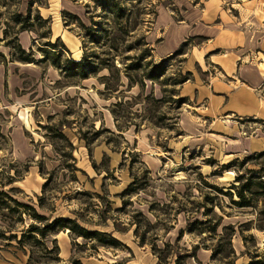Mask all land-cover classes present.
I'll use <instances>...</instances> for the list:
<instances>
[{"label": "rangeland", "instance_id": "rangeland-1", "mask_svg": "<svg viewBox=\"0 0 264 264\" xmlns=\"http://www.w3.org/2000/svg\"><path fill=\"white\" fill-rule=\"evenodd\" d=\"M260 3L145 0L139 7L145 13L139 16L142 24L127 39L136 43L146 36L156 62L170 58L168 72L160 82L144 80L142 87H129L123 70V86L109 92L101 81L109 77L107 70L81 82L64 80L51 66L53 53L46 46L56 39L41 38L48 26L37 22V32H29L32 47L26 51L41 61L39 49H48L49 60L29 64L37 70L31 74L16 69V89L11 88L7 72L8 65L14 69L19 62L6 45L13 38L11 33L4 39L6 24L13 14L27 16L28 9L33 19L39 12L63 29L70 53L62 61H80L84 52L102 55L103 48L93 44L82 27H91L94 18L113 28L111 15L103 13L95 0H0V65L6 67L0 71V184L4 185L0 190L33 207L41 217L72 218L85 229L108 235L100 241L108 243L112 236L119 242L112 248L62 231L47 239L37 236L40 244L28 239L22 245L19 241L29 225L41 224L32 210L4 198L0 246L23 254L32 264H176L179 255L200 246L197 258L189 257L184 264H231L221 257L212 261L217 241L208 232L199 235L188 228L207 219L206 200L213 198L206 208L223 217L222 226L237 228L232 239L238 258L234 263L250 261L241 224L251 223L243 233L256 240L255 244L248 239L250 252H264V230L257 229L264 227V216L259 217L264 196L256 201V210L239 209L213 189L228 192L232 185L245 183H236L238 177L264 169V5ZM13 26L17 31L19 26ZM138 54L135 50L126 55ZM117 59L123 69V57ZM108 84L116 89L118 81L110 78ZM241 88L257 101L256 108L242 113L227 110L231 95ZM234 199L239 197L234 194ZM52 241L60 249L58 263L51 260L55 255H46Z\"/></svg>", "mask_w": 264, "mask_h": 264}, {"label": "trees", "instance_id": "trees-1", "mask_svg": "<svg viewBox=\"0 0 264 264\" xmlns=\"http://www.w3.org/2000/svg\"><path fill=\"white\" fill-rule=\"evenodd\" d=\"M97 6L102 10L103 13H109L112 17V26L113 28H107V25H104L94 18H91V27H87L82 24V27L86 30L87 36L90 37L92 43L103 48V54L99 55L97 53L90 56L87 52H84L83 58L80 61H77L73 58H68L66 61H62L66 53H70L67 45L57 39L56 42H48L46 45L49 47L53 53V59L51 60V66L61 73V76L64 80H75L81 82L83 80H88L90 78H96L104 70L109 71V77H102V84L106 85V89L109 92H118L122 84L121 82V73L125 70V75L128 79L129 87H136L138 85L144 86L143 81L149 80L152 82H160L166 76L168 72V61L170 58L164 59L160 62L154 60V48L146 40V36L142 35L137 40L136 43L128 41L130 32L134 29H137L142 24V20L139 19V16L145 15V13L139 10V7L145 2V0H95ZM130 4L128 7L127 4ZM31 5V4H30ZM69 14V13H66ZM146 15H149L148 13ZM13 18L11 21L7 22L6 29L4 31V39L7 41L9 35L13 33V38L7 42V46L12 48L11 56L13 59L19 63L25 64H36L46 62L49 60L47 52L44 48H40L39 51L43 54V59L41 61L36 60L35 54L33 51L27 52L22 44H20L19 36L22 32H37L35 29L34 23H39L41 27L48 26V32L44 35H40L41 38L51 40L52 38V20L44 18L39 12L36 14L33 19L31 9H28L27 16L18 13L12 15ZM69 16H74L69 14ZM76 19H78L75 16ZM80 20V18L78 19ZM13 25L19 26L17 31ZM1 28V22H0ZM139 50L138 57H132L131 55H126L132 51ZM123 53V54H119ZM16 56V57H15ZM123 57L120 60V63L123 66V69L118 68L117 58ZM143 71V74L139 72ZM139 73V74H138ZM110 78L116 79L118 84H116V89L110 87L108 81ZM187 80V78H186ZM185 80V81H186ZM183 81V82H185ZM117 107L120 104H116ZM115 113V112H113ZM1 137H3L1 135ZM264 169L258 171H249L250 176L248 178L238 177L236 183H242L241 181L245 180V183L242 186L232 185L228 192L220 190L218 187H213L214 190L220 194L228 197L232 204L237 206L239 209L251 208L256 210L255 203L259 198L264 196ZM14 180L9 183L12 185ZM241 185V184H240ZM4 185L0 184V188H3ZM133 189H129L128 192H132ZM12 188L10 192H13ZM127 192V193H128ZM246 193L250 194V197L246 196ZM234 194L239 197V200L234 199ZM7 199L10 202L17 204L19 208L29 209L34 212L33 218L40 223L30 224L28 230L23 232L22 239L19 241L20 244L24 245L26 240L35 239L38 244L41 242L37 239L41 237L42 239H47L50 236H57L62 231H69L73 233L77 238H82L85 241H98L102 242L103 245L116 248L119 246L118 240L114 239L112 236H109L110 241L105 243V241H100L101 237H108L106 233L99 231H91L89 229L83 228L75 219H69L60 217L54 220H51L47 217H41L37 214L36 210L29 206L28 204H22L16 199L10 196V193L0 190V204L5 203ZM207 204L214 203L213 198H207ZM206 204V205H207ZM204 216L207 218L205 221H194L190 223L188 228L190 233H198L202 235L206 232L210 234V238L217 241V245L213 246L212 250V261H217L220 257L225 260H232L231 264H235L233 260H237L236 252L233 248L232 239L237 234V228L234 225L222 226L223 217L215 214V212L206 208ZM264 216V211L262 210L259 213V217ZM250 222L246 224L239 225L240 233L243 236L244 244L246 247V254L250 256V261L247 264H264V252L259 253V249H256L253 253L248 249L249 240L253 241L256 244V240L252 235L245 237L243 235L244 229L248 227ZM222 226V233L219 234V229ZM258 230H264V227H257ZM13 239H17V235L13 236ZM52 249L46 247L47 256H56L54 259H51L54 263H58L60 254V249L57 247L56 241H52ZM171 245H167V248ZM256 247V245H255ZM200 249V246H196L193 249V252L185 256H178L176 264H184V261L189 259V257H196L197 251ZM206 249H210L206 246ZM158 253H163L162 249L156 250ZM162 260L160 259V262ZM29 264L31 260L29 259ZM163 262V261H162Z\"/></svg>", "mask_w": 264, "mask_h": 264}, {"label": "crops", "instance_id": "crops-1", "mask_svg": "<svg viewBox=\"0 0 264 264\" xmlns=\"http://www.w3.org/2000/svg\"><path fill=\"white\" fill-rule=\"evenodd\" d=\"M260 1L262 2L260 4L264 5V0H260ZM263 9H264V7H263ZM46 19H49V18H46ZM51 29H52V37L53 38H55L56 40L61 39V41L63 43L66 42L65 41V33H64L62 28H59V26H56V23L53 22ZM56 29H59L61 31L56 32L57 31ZM19 40H20V44H22V46L24 47L25 50H29V48L32 47L31 46L32 34L30 35L29 32H22L19 36ZM176 46H177V44L173 45V48ZM10 66L11 65H8L7 68H10V69H8L7 72L10 74L9 77L11 78V81L14 84L13 85L14 87H11L12 89L18 88L17 87L18 85L16 84V79H15L16 77L13 74L16 72V69L24 68L25 72L27 74H29L30 72L37 71L35 69H31L30 65L25 64V63H22V64L19 63V64L15 65L14 69ZM2 68H4L6 70V67H4V66L2 67V65H0V71L2 70ZM239 75H240V78H243L241 73H239ZM225 94L227 96L228 93H225ZM232 96H235V97L232 99ZM256 102L257 101H255V99H253L252 97H250V95H248L247 91H245L244 88H241L240 90H238V92L233 93L231 95V99L229 101L231 108H229L227 110L240 112V113L249 112V110L251 108H254V107L256 108V105H257ZM216 103L222 105L223 101L217 100ZM228 105L229 104H227V107H228ZM0 264H28V262L25 259V256H23V254L21 255L20 253H16V251L12 252L11 249H9V248L6 249V248H3V246H0Z\"/></svg>", "mask_w": 264, "mask_h": 264}]
</instances>
